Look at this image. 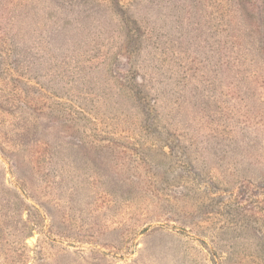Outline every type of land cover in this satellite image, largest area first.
I'll return each instance as SVG.
<instances>
[{"label": "rangeland", "instance_id": "1", "mask_svg": "<svg viewBox=\"0 0 264 264\" xmlns=\"http://www.w3.org/2000/svg\"><path fill=\"white\" fill-rule=\"evenodd\" d=\"M261 24L0 0V264H264Z\"/></svg>", "mask_w": 264, "mask_h": 264}, {"label": "trees", "instance_id": "2", "mask_svg": "<svg viewBox=\"0 0 264 264\" xmlns=\"http://www.w3.org/2000/svg\"><path fill=\"white\" fill-rule=\"evenodd\" d=\"M260 1V0H259ZM264 1V0H263ZM242 4H243V7L245 10H247L249 8V11L252 13V14H257L258 16H262L263 15V12H264V5H261L260 3H258V0H242ZM248 7V8H247ZM262 27H264V24H261ZM115 140H118L116 138H111L110 141L108 142V144L110 145H107V146H113L111 144H113ZM117 146V144H116ZM114 147V146H113ZM124 149H127V146L124 147ZM122 153L123 154H126V152L124 150H122ZM28 204V202H25ZM256 259V258H255ZM264 259V258H263ZM230 260V259H228ZM261 260V259H260ZM259 259H256L255 261L257 262H254L255 264H258L260 262Z\"/></svg>", "mask_w": 264, "mask_h": 264}]
</instances>
